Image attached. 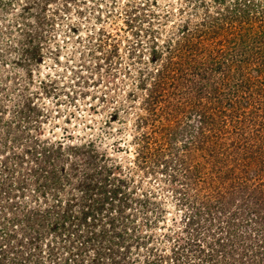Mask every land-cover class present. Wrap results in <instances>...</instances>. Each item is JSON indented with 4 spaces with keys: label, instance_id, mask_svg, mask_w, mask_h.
<instances>
[{
    "label": "rangeland",
    "instance_id": "374dc122",
    "mask_svg": "<svg viewBox=\"0 0 264 264\" xmlns=\"http://www.w3.org/2000/svg\"><path fill=\"white\" fill-rule=\"evenodd\" d=\"M240 2L0 0V264H176L174 248L194 232L185 228L179 181L188 204L198 206L245 184L263 189L264 173L257 179L245 172L252 165L264 171V150H250L252 162L244 154L264 135V105L249 97L263 80L264 0H251L243 32V13L234 9ZM187 30L199 33L198 59L230 67L223 92L230 79L241 82L229 95L234 106L219 113L222 128L219 119L214 127L219 150L203 148L207 137H178L169 156L143 155V132L165 137L190 120L170 110L175 97L196 95L181 85L184 60L168 57ZM157 70L171 72L165 81L175 97L148 108ZM249 199L242 195L238 204ZM210 210L212 228L206 217L195 221L196 250L206 254L205 231L224 226L212 217L227 215ZM192 253L184 264H205Z\"/></svg>",
    "mask_w": 264,
    "mask_h": 264
},
{
    "label": "trees",
    "instance_id": "16d2710c",
    "mask_svg": "<svg viewBox=\"0 0 264 264\" xmlns=\"http://www.w3.org/2000/svg\"><path fill=\"white\" fill-rule=\"evenodd\" d=\"M223 1L224 0H220V2ZM250 2L251 0H243L242 3H237V6L234 8L235 11H240V13H243L239 16V19L241 21L239 23V28L242 32L243 27L249 23V20L251 18V9L249 8ZM260 4L261 2L258 3V5ZM260 12H262V15H260V17H264V7ZM262 22L264 23V20H262ZM244 23H246V25ZM197 32L198 31L196 30L193 32L191 30L184 31L182 35H180V38H178L177 42H175V48L170 51V56H168L169 61L172 57H176L177 60H184L185 63L180 62L182 70L178 71L179 74H181V85L185 86V89H188L189 92L193 93L196 96L184 98L179 102V97H175L174 87L171 88L170 85L165 81L167 77H170L169 75H171V72L167 70H157L160 78L153 82V86L152 88H150V93L146 96L148 108L149 104H154L156 102L162 103V101L168 102L167 99H171L170 96H173V98L175 97L177 101L175 102V104H172V102H168L167 104L169 105L170 103V106L174 105L173 108L170 109L172 111V114L178 113L179 115H183L190 120H184L183 122L180 121L178 123L179 126L175 128V130L170 129L168 135H166L165 137L152 138L149 136V134L145 133L147 131L143 132V139L146 141L144 142L145 148L143 147V149L141 150L143 155H146L147 153L152 154L153 152H155V150H167L162 154L157 153L156 155H164V157H166L167 155L169 156L170 152H168V150H170L174 146L173 143L178 139V137L181 139L184 137L186 141L189 139H194L195 136H198L197 138L207 137V141L205 142L203 148L208 149V147L211 146L213 147V150H219L217 148L218 144H213L215 142L214 140H217L216 138L214 139V136L220 134L216 133L214 127L217 122L221 120L219 119L220 111L225 112L227 111L226 109L228 106H234V102L230 101L233 96L229 97V95H233L234 92L238 91V83L241 82L235 79H230L228 82L227 91L223 92L221 86L227 83V80L225 82L223 80L226 77H229L230 67L222 71V67H212L209 65V63L207 64V62L205 63L198 59L199 54H201L202 52L200 53L201 50L196 48L198 45L196 44L197 40H193L196 37L198 38L199 33ZM262 44H264V42H262ZM152 52L153 56L151 57V59L154 60V58L158 54L154 49H152ZM260 53L262 54L259 55V59L261 63H264V47L262 46L260 47ZM185 56L189 57L188 60H193V63H187L188 61H185ZM260 73L263 80H258L257 84L254 85V89H249V97L252 98L253 96H255L256 98H259L258 101H261L264 105V68H262V66L259 74ZM247 81H245L244 83H248L247 85H250ZM251 90H254L255 95L251 93ZM244 92L247 91L243 90V94ZM246 104V100L243 99V105ZM144 120L146 119L144 118ZM243 122L246 125V121ZM219 124V127L222 128V120ZM254 127L256 126L254 125ZM248 128H250V126ZM233 131H235L234 134H238L236 130ZM207 133L208 135H206ZM226 133L229 134L227 130H224L223 134ZM148 140L154 141H151V143H147ZM257 140L259 141L257 146H252V148L245 147L247 149V153L244 154V158L249 162L253 161L252 154L256 155L255 152L252 153L250 150H264V135L257 136ZM231 142V144L233 145V141ZM150 144H152L154 150H149ZM200 148L203 149L202 146H200ZM174 152L175 154L177 153L176 150H174ZM162 160L165 163V159L162 158ZM189 160L190 163L191 159ZM245 162L246 165L243 168L245 170H248V167L251 164H247V161ZM165 168L167 167L165 166ZM166 173L169 176V179H167L168 182L175 181V178L171 177V175H173V171L170 172V170L168 169ZM263 173L264 171L262 168L260 170L254 165H252L248 173L245 172V174H247L249 178L256 177L257 179L261 178ZM117 180L121 182V185L124 186V180ZM179 182L181 188L178 189V192L176 190L175 193L179 196L178 199L180 201V207L184 212L185 219H187L185 228H187V225H193L194 228L192 229V231L194 232L193 236H191L190 239L186 238V240L184 241V244L187 247L181 245L178 248H174L172 254L173 261H175L176 264H184V262L182 261H191L190 257L186 253H194L195 251H199L200 256L196 257L200 258V260H202V262H205V264H264V187H262V190L259 189V192L257 193L255 190L249 191V187L246 186L247 184H245L243 185V187L234 190L233 194L228 196V198H226L225 193L222 192L217 196H214V200H208V203L206 200H204V202L201 203L200 206H198L195 204H188L190 203V197L188 196V193L186 191L187 188L185 189V187L183 186V182ZM117 189L118 191H121L122 187L119 186ZM245 194L249 195L250 199L246 203H244V206L242 202L238 204V197H241L242 195L245 196ZM212 206L220 207L221 211L224 212L223 214L227 213V215L223 217L222 220H216L218 218L215 219L214 217H212L214 223L216 221L219 226L221 223H224V226H222L220 230H218V234L215 231L212 233H208L207 231H205L206 237H208L210 241H208V244H206V249L208 248V253L206 254L204 249L198 248L196 250V248L199 247V245H197V240L199 239H197L198 231L195 221L197 219L201 220V217H206L204 218V226L207 225L206 228H212L214 224L211 222V220H208V213L212 214V212H214L210 210V207ZM215 213H218V211L215 210ZM180 240H183V238H181ZM202 255H205L203 259H201Z\"/></svg>",
    "mask_w": 264,
    "mask_h": 264
}]
</instances>
